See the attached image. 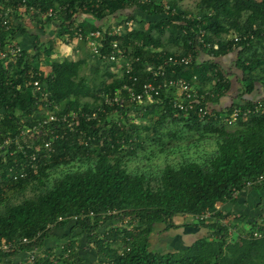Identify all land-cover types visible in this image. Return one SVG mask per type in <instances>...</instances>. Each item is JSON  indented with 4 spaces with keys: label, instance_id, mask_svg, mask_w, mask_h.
<instances>
[{
    "label": "trees",
    "instance_id": "obj_1",
    "mask_svg": "<svg viewBox=\"0 0 264 264\" xmlns=\"http://www.w3.org/2000/svg\"><path fill=\"white\" fill-rule=\"evenodd\" d=\"M185 1L168 0V6L176 10L173 12L161 0H0V21L1 13L7 9L12 10L14 21L10 29H0V39L4 45L20 42L23 47L22 55L15 61L0 60V131H15L21 125L22 112H38L40 95L29 84L35 78L41 80L48 99L65 112L105 108L98 119H81L76 131L56 139L49 164L29 170L26 177L7 187L0 186V240L21 241L28 237L31 241L20 244L19 249L31 250L54 235V228L77 216L75 227L97 244L105 258L97 264H264V236L255 238L251 233L258 226L257 221L247 214L218 207L226 202L236 203L246 183L264 173V96L212 109L210 116L203 119L196 112L176 111L172 107L174 94L169 90L142 104L132 103L130 83L129 88H123L129 82L121 68L125 61L108 58L115 43L129 53L139 77L137 89L146 81L148 62L156 66L169 55L189 54V66L176 67L175 73L168 67L167 75L187 79L201 92H219L210 98L211 102L231 87L228 76L235 72V78L241 76L237 80L243 94L264 88V0H194V9L184 7ZM25 5L29 15V8H33L32 29L25 28L19 20L21 6ZM52 7L61 8L58 16L43 21L40 13ZM128 21H133V28L129 29ZM49 22L57 25L52 36L55 40L72 42L79 32L82 38L73 49L81 54L90 49L89 32L102 31L98 56L107 64V70L99 84L97 79L92 81L82 74L88 66L86 58L60 59L58 52L53 53V40H46L43 35L46 29L35 30ZM117 25L124 26L125 31L116 32ZM166 32L169 36L163 41ZM24 35L35 38V42H30L32 51L31 45L28 47L26 40L20 39ZM246 35L252 38L236 40ZM168 44L176 48H169ZM231 56L235 59L230 69L223 62ZM42 63L50 69L45 71ZM112 66L118 67V73L110 70ZM210 81L212 87H207ZM121 89L120 104L104 103L107 96ZM88 97L94 100L90 102ZM156 104L164 108L159 123L167 117L185 122L201 137L214 139L216 148L201 162L186 159L178 166L167 165L154 175L129 170L127 153H134L139 145L141 126L113 121L112 117L124 114L128 107L146 105L145 112ZM259 104L262 107L258 111L230 120L234 108H255ZM147 115L143 113V117ZM31 122L29 117L27 123ZM70 164L73 165L50 183L52 171ZM253 187L260 189L264 183ZM207 209L217 211L210 219L195 224L206 233L194 242L193 253L183 255L189 246L163 251L151 248L150 237L157 224H163L165 231L176 230L186 226L176 224L177 216L200 214ZM126 219L138 232L118 226L100 234L99 229L107 222ZM225 219H232L237 227L242 225L250 236H231L223 224ZM123 235L132 236L125 247L110 246V240ZM6 256L0 253V263ZM72 257L65 258L64 264H75Z\"/></svg>",
    "mask_w": 264,
    "mask_h": 264
},
{
    "label": "built area",
    "instance_id": "obj_2",
    "mask_svg": "<svg viewBox=\"0 0 264 264\" xmlns=\"http://www.w3.org/2000/svg\"><path fill=\"white\" fill-rule=\"evenodd\" d=\"M146 0H140L144 3ZM166 8L169 11H176L171 9L166 3ZM27 7L21 6L20 11L25 15H29L26 11ZM61 8H49L47 11L41 12V18L45 21L48 18H56ZM33 12V8H29ZM35 11V10H34ZM32 14L29 15L32 18ZM12 10L7 9L1 13V28L10 29L14 21H12ZM198 17V16H197ZM15 18V16H14ZM200 18V17H198ZM17 21H15L16 24ZM133 21H128V26H132ZM118 27V28H117ZM124 26H115L116 32H121L119 29ZM239 36L236 38L239 40H249L252 35ZM103 37L101 30H94L89 32L87 36L88 46L94 51L95 54H100V41ZM82 35L78 32L74 36L73 40H80ZM75 40V41H76ZM76 41V42H77ZM23 47L20 42H11L6 45L2 43L0 39V60H6V63L15 61L22 55ZM110 60H122L125 61L123 65L121 62V68L124 69L126 75L129 76V82L125 83L123 88H129V101L132 103L142 104L145 99L152 100L155 96L161 94V92L171 91L174 94L172 98V107L176 111L180 112H196L202 119L206 116H210L213 111L211 106L210 98L218 96L219 92H212L211 90H205L201 92L197 89L196 85L191 81L182 77H168L167 69L171 67L173 73L176 72V67L189 66L192 62V55L187 56H174L169 55L159 64L152 65L147 64L146 70L148 76L146 81L138 87V75L134 72V66L132 61L129 59V53L118 46V43L113 45V52L108 56ZM139 60V58H137ZM175 66V68H173ZM159 78H162L159 80ZM36 92L39 93L40 97L36 103L38 112L26 113L19 112L18 115L22 114L20 123L21 125L15 131H0V186L7 187L14 181H18L21 178L27 176L29 170H38L42 165L49 164L53 154L55 153L54 141L61 136L69 132L76 131V128L80 125L81 119L86 121L98 119L101 111L105 112V108L100 106L96 110L91 112H65L57 104H53L48 99V92L43 88L41 80L35 78L30 83ZM119 90L113 96H107L104 103L109 106L118 105L122 102V91ZM262 107L259 104L255 108H234L230 120H236L239 116L248 115L252 112L258 111ZM21 113V114H20ZM31 117V124L27 123V119ZM117 119V118H116ZM114 121H117V120ZM264 183V173L260 174L255 180H250L246 183V188H252L255 184ZM243 191V190H242ZM241 191V192H242ZM240 192V193H241ZM239 193V194H240ZM217 210L207 209L200 214H195V220L202 222L215 216ZM194 219V218H193ZM59 220H63V217H59ZM77 216L69 219V221H76ZM258 226L251 232L253 237L261 238L264 236V222L257 220ZM223 224L228 226L229 234H241L242 237H249L250 234L245 228L237 227L232 219L223 220ZM49 227L54 228L53 225ZM31 240L28 237H23L21 241L9 240L2 238L0 240V253L7 255H21L20 262L18 264H33L37 259L35 250L37 247L31 250L20 251V244L28 243ZM71 249H68L70 252ZM26 256L25 259H23ZM9 256H7V259Z\"/></svg>",
    "mask_w": 264,
    "mask_h": 264
},
{
    "label": "rangeland",
    "instance_id": "obj_3",
    "mask_svg": "<svg viewBox=\"0 0 264 264\" xmlns=\"http://www.w3.org/2000/svg\"><path fill=\"white\" fill-rule=\"evenodd\" d=\"M161 1L165 2L166 4L168 0ZM184 7L194 9L195 1L186 0L184 2ZM20 16L21 18L19 20L20 22H23L25 28H27L26 26H28V28L32 29L33 19H31V16L25 15L23 14V12H21ZM140 16L145 18L144 16L146 15L141 14ZM133 26L134 24L130 27L133 28ZM56 27L57 25L55 23L53 24V22H49L45 23L44 27L42 26V29L38 25L35 30H41L43 32V30L46 29L43 35L46 37V40H53L52 42L55 46L53 53L58 52L60 55V59H63L64 57H70L72 59H78L80 57L86 58L88 60V66L83 70L82 74L87 75L92 81L93 79H97L96 82L99 84L101 80L106 77L107 64L101 61L99 59V56L95 54L92 49H88V52H85L84 54H81L80 52L76 53L75 51L73 52V50L71 51V48L65 46L68 45V42H66L64 39L57 38L55 40L54 38H52L53 32L56 30ZM119 30L122 31L123 28ZM168 36L169 32H166L162 37V40L165 41ZM75 40L72 41L75 42ZM32 41L35 42V38L33 36H30L28 40L26 39L27 46L29 47L31 45V47H29L31 51L33 50V44H30V42ZM168 46L169 48H176L173 44H168ZM226 61L227 62H225V67L230 64L228 60ZM148 63L151 64L150 62ZM43 67H45V71H48L50 69V66L47 64H43ZM110 70L113 73H118V67L116 66L110 67ZM232 78L234 79V76ZM88 100L92 102L94 98L88 97ZM147 102L151 104L152 101ZM146 105L148 106V104ZM146 105L138 106V108L135 109L131 107L133 108L132 110L128 107L126 109L127 111H125L124 114L119 113L118 115L112 117L113 121L117 118L116 120L122 121L123 124L129 123L141 126L138 132L142 137L138 140L139 145L136 146L134 153H127V166L129 170L154 175L164 169L165 166H178L186 159L201 162L206 159L207 155L216 148L214 139H212L211 137H201L199 132L189 129L185 125V122L173 121L172 117H167L165 120L159 123L160 115L162 112L164 113V108L161 105L156 104L153 108L145 111L148 115L146 117H143V113H145L144 107L146 110ZM75 164L78 163L76 162ZM71 165L73 164L67 166L61 165L56 170L52 171L49 178L50 183H52L56 177L60 176L62 172L68 170ZM182 216L186 218L188 217L189 221H192V223L194 224L199 223L195 220V217H193L192 214H182ZM232 222L234 223V221ZM118 226L126 228L127 230L132 229L134 233L138 232L137 230H134L133 225L128 219L123 221H109L99 229V232L100 234H103L105 230H110L111 228H116ZM241 228L244 227L242 226ZM81 236L87 238L86 240H88L89 242L87 246H85V242H83V245L80 244L78 237ZM152 236L153 233L150 237L151 248H154L157 251L161 250L160 244H158L161 238L159 237V240L156 239L158 237ZM131 240L132 236L123 235L119 238L110 240L109 243L111 247L122 248L125 247ZM71 242H74L75 245L73 246ZM89 247L93 250H87L89 249ZM68 249H71V251L68 252ZM98 249L99 247L97 246V244H95V242L93 243V241L89 240V237L86 234L80 232L76 235V240H70L69 238L62 239L57 241L56 244L51 245L49 243L45 244V242H43L37 247V250H35L38 257L33 264H43L46 261H52L55 264H64L65 258H70L73 254L74 257H72L71 260H74L75 264H97L100 261H105L104 256ZM195 249L196 245L192 246V249L190 248L188 252H184L183 255L193 253ZM7 256H9L8 259ZM7 256L2 259V263L0 264H18L20 262L21 255ZM25 258L26 256L23 259Z\"/></svg>",
    "mask_w": 264,
    "mask_h": 264
},
{
    "label": "crops",
    "instance_id": "obj_4",
    "mask_svg": "<svg viewBox=\"0 0 264 264\" xmlns=\"http://www.w3.org/2000/svg\"><path fill=\"white\" fill-rule=\"evenodd\" d=\"M30 36H21V40H28ZM33 40V39H32ZM68 48H71V51L74 52V45L76 46V41H72V43H67ZM235 56H231L229 58H224V66L226 65L225 62L228 60L230 64L226 66V68H230L232 66L231 61L234 60ZM233 68V67H232ZM233 70V69H232ZM230 70V71H232ZM240 73V72H239ZM237 74H233L234 76ZM231 79V87L224 93L221 94L219 99L217 101L211 102V106L213 110H219L225 105H229L233 102L241 103L244 102L245 99L252 98V99H258L259 97L264 96V88L260 87L257 89L256 92L251 94H243L241 85L238 83V78L240 79L241 76H238L237 78H232V75H229ZM213 82H207V87H212ZM220 210L223 211H234L238 214H247L248 218L253 220H261L264 222V187L257 189L255 187L252 188H246L244 189L238 197V200L236 203H222L218 206ZM176 224L178 225H186L179 229H171L169 231H165L163 224H157L156 225V232L153 237H158L156 239L161 238L160 244L161 250H179L182 248H185L187 246L191 247L195 246L194 242L196 239L202 237L206 230L203 227H197L195 226L192 221H189V218L184 217L182 215L177 216L175 219ZM242 226V225H241ZM54 235L48 237L45 241V244L49 243L56 244L57 241L62 239H70V240H76V235L81 232L79 228L75 227V222L69 221L66 225L58 228L53 229ZM52 239V240H50ZM80 244H84L87 246L89 244L88 240H86V237H78ZM51 242V243H50ZM77 243V242H76ZM92 247V246H91ZM86 250V249H85ZM87 250H93L89 247ZM194 252V251H193ZM21 258V257H20Z\"/></svg>",
    "mask_w": 264,
    "mask_h": 264
}]
</instances>
